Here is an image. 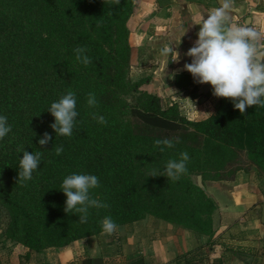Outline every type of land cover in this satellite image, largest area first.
<instances>
[{
    "label": "trees",
    "instance_id": "16d2710c",
    "mask_svg": "<svg viewBox=\"0 0 264 264\" xmlns=\"http://www.w3.org/2000/svg\"><path fill=\"white\" fill-rule=\"evenodd\" d=\"M137 2L0 0V116L11 126L0 140V211L9 215L6 237L30 252L97 236L106 216L117 227L151 216L211 238L218 206L197 177L232 181L253 166L264 175V108L249 107L242 115L222 100L212 116L192 121L177 104L164 106L144 90L147 79L132 81L128 21ZM76 47L87 49L90 64L76 60ZM68 90L76 94L78 116L70 137L56 136L48 109ZM90 92L96 108L87 106ZM92 112L107 123H97ZM45 132L52 139L41 146ZM156 139L173 140L174 147L160 151ZM54 146H62V154ZM18 148L42 153L23 183L17 182ZM181 152L190 159L179 180L148 177ZM73 173L96 175L100 186L91 193L108 204L90 208L87 223L64 211L61 183ZM210 254L208 243L173 264H207ZM129 264H145L144 258L139 254Z\"/></svg>",
    "mask_w": 264,
    "mask_h": 264
},
{
    "label": "crops",
    "instance_id": "0c3cea01",
    "mask_svg": "<svg viewBox=\"0 0 264 264\" xmlns=\"http://www.w3.org/2000/svg\"><path fill=\"white\" fill-rule=\"evenodd\" d=\"M215 7H220V0H138L128 21L132 77L147 79L146 91L159 97L164 106L177 104L182 115L192 121L209 118L220 101H231L213 96L210 84L196 83L183 70V65L191 62L185 53L197 39V24ZM229 15L232 23L247 22L264 32V0H232ZM165 45H175L177 61L174 53L161 54ZM184 98H190L197 111L190 99ZM251 169L240 171L232 181L204 183L206 193L218 206L211 238L147 216L118 226L111 236L102 232L40 252H30L0 236V264H95L90 260L129 264L139 254L145 264H173L179 255L208 243L211 254L207 264H264V190L254 179L256 167Z\"/></svg>",
    "mask_w": 264,
    "mask_h": 264
},
{
    "label": "clouds",
    "instance_id": "9594fccd",
    "mask_svg": "<svg viewBox=\"0 0 264 264\" xmlns=\"http://www.w3.org/2000/svg\"><path fill=\"white\" fill-rule=\"evenodd\" d=\"M116 3L119 4V0H116ZM231 5L232 0H220V7L212 8L201 18L197 24L200 25L196 33L197 39L185 53L191 58V62L185 63L183 70L189 72L196 83L210 84L213 96L229 98L234 109L243 115L249 107L264 108V45L261 44L264 32L247 22L232 23L229 15ZM73 51L77 61L85 66L91 63L86 48L76 47ZM173 53L177 57L174 61H177L179 53L175 50V45H165L161 49L164 56ZM97 105L95 94L88 93L87 106L96 108ZM192 105L196 110L193 102ZM48 111L54 117V123L50 124V127L56 136L70 137L78 116L75 92L68 90L58 101L51 103ZM90 117L97 123H107L105 117L96 112L90 113ZM10 132L11 126L7 123V117L0 116V140ZM51 139L52 137L45 132L38 143L44 146ZM154 144L158 147L163 146L160 147V151H164L165 147H174V141L170 139H156ZM18 151L23 152V156L19 160L17 182L23 183L32 179L33 172L38 169L41 162L42 153H29L23 148H18ZM54 151L59 156L63 152V147L54 146ZM189 159L187 152H181L179 159H169L163 171L152 169L148 177L165 176L167 180H179L187 172ZM99 186V178L96 175L73 173L66 176L61 183V191L66 196L65 213L78 214L79 222L87 223L90 208H107L106 202L94 198L91 193L92 189ZM101 225L103 233L109 236L117 229V224L110 216L104 217Z\"/></svg>",
    "mask_w": 264,
    "mask_h": 264
},
{
    "label": "rangeland",
    "instance_id": "374dc122",
    "mask_svg": "<svg viewBox=\"0 0 264 264\" xmlns=\"http://www.w3.org/2000/svg\"><path fill=\"white\" fill-rule=\"evenodd\" d=\"M131 44V43H130ZM132 55H133V49H132ZM131 61H132V57H131ZM132 74H133V70H132V63H131V70H130V78L132 79V81L134 82H137L133 77H132ZM141 81V80H140ZM144 88V87H143ZM145 90V89H144ZM244 166H247L246 165V162H244ZM250 168V167H248ZM246 168V169H248ZM251 169V168H250ZM249 169V171H250ZM252 170V169H251ZM244 171H247V170H244ZM254 172V179L256 180V182L260 185V188L262 190H264V177H262L257 171H253ZM0 224L2 225V235H0L2 238H6L7 240H9L6 235L4 234L5 233V230H7L8 226H9V215L7 212L5 211H2L1 212V221H0Z\"/></svg>",
    "mask_w": 264,
    "mask_h": 264
},
{
    "label": "water",
    "instance_id": "95a60500",
    "mask_svg": "<svg viewBox=\"0 0 264 264\" xmlns=\"http://www.w3.org/2000/svg\"><path fill=\"white\" fill-rule=\"evenodd\" d=\"M197 184L200 188H204L203 177L201 175L197 177Z\"/></svg>",
    "mask_w": 264,
    "mask_h": 264
}]
</instances>
